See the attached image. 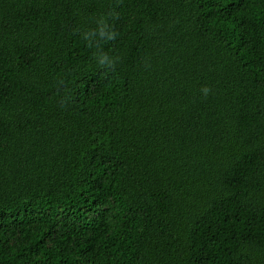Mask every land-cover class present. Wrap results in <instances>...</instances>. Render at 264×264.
Instances as JSON below:
<instances>
[{
	"label": "trees",
	"instance_id": "obj_1",
	"mask_svg": "<svg viewBox=\"0 0 264 264\" xmlns=\"http://www.w3.org/2000/svg\"><path fill=\"white\" fill-rule=\"evenodd\" d=\"M0 264H264V0H0Z\"/></svg>",
	"mask_w": 264,
	"mask_h": 264
},
{
	"label": "clouds",
	"instance_id": "obj_2",
	"mask_svg": "<svg viewBox=\"0 0 264 264\" xmlns=\"http://www.w3.org/2000/svg\"><path fill=\"white\" fill-rule=\"evenodd\" d=\"M108 28L109 26L104 21H100L97 29L88 31L84 34V39L90 42L89 46H91L92 43H96L97 48H99V43L96 41V37H99V40L105 42L116 38V33L114 31H109ZM95 59L101 69L109 70L115 66V60L109 57L106 53H97L95 55ZM60 83L62 84L63 81H60ZM202 91L205 95H207L209 89L204 88Z\"/></svg>",
	"mask_w": 264,
	"mask_h": 264
}]
</instances>
